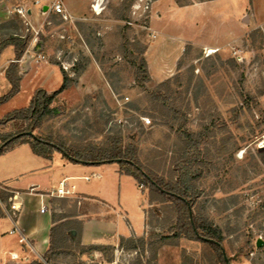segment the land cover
I'll list each match as a JSON object with an SVG mask.
<instances>
[{
	"label": "rangeland",
	"instance_id": "1",
	"mask_svg": "<svg viewBox=\"0 0 264 264\" xmlns=\"http://www.w3.org/2000/svg\"><path fill=\"white\" fill-rule=\"evenodd\" d=\"M37 1L0 0V48L8 42L26 47L34 34L27 10L37 5L40 51L67 76L33 134L69 149L116 148L163 183L180 179L193 186L199 193L191 213L220 232L230 264H264V0H103L100 6L87 0L89 10L72 20L50 9L54 0H40L47 10ZM146 56L152 77L140 83L134 73ZM90 58L111 90L80 85L77 77ZM53 82L47 93L59 88ZM155 89L159 94L151 93ZM24 95L1 105L0 113L24 105ZM9 121L0 123L1 135L33 120ZM23 154L22 147L13 149L0 162ZM137 182L149 203L145 232L128 238H136L134 248L124 242L118 264H223L220 249L176 227L170 200ZM61 205L71 210L73 204ZM81 251L66 241L48 264H84ZM112 253L105 249L104 255Z\"/></svg>",
	"mask_w": 264,
	"mask_h": 264
},
{
	"label": "crops",
	"instance_id": "2",
	"mask_svg": "<svg viewBox=\"0 0 264 264\" xmlns=\"http://www.w3.org/2000/svg\"><path fill=\"white\" fill-rule=\"evenodd\" d=\"M86 1L73 0L72 3L71 0H61L63 5L70 9L68 14L71 20L83 17L89 10ZM40 2L38 0L36 3ZM40 5L43 8L49 4L41 2ZM73 6L76 9H73ZM92 8L94 10V5ZM38 13L37 5L27 10L29 25L33 28L34 34L16 61L20 77L19 90L7 101L0 103V106L16 99L22 93L25 94L26 103L1 112L0 119L12 110L27 106L35 89L43 88L50 91L46 87L50 80L58 87L62 83L60 67L57 63L47 60L46 55L40 51L41 42L38 34L42 29L40 23L43 16H39ZM40 13L46 14L43 11ZM14 57L13 43L8 42L0 48V97L11 87L5 71ZM145 59L146 62L149 60L147 56ZM147 69L151 79L149 61ZM77 79L84 87H97L103 84L111 90L93 58L88 59ZM26 83L28 88L26 87L27 91L23 92ZM9 122L11 121H7ZM21 147L24 149L22 156L17 157L12 163L0 162V184L6 188L0 189V264L25 262L33 258L48 264L45 254L51 246L50 229L63 223L69 226L68 232L71 236H77L82 246H113L110 258L99 250L79 252V259L84 264H118V253L122 248L119 246L120 238L138 237L145 232V211L149 203L136 179L120 172L116 163H75L59 152L37 153L31 142L26 139L5 148L0 152V157ZM60 182L70 190L67 195L57 196L54 193ZM10 198L19 206L13 216L10 214L13 204ZM59 202H71L73 205L68 206L71 210L65 209L62 205L58 207ZM41 204L46 206L44 213L39 212ZM56 213L59 216H56Z\"/></svg>",
	"mask_w": 264,
	"mask_h": 264
},
{
	"label": "trees",
	"instance_id": "3",
	"mask_svg": "<svg viewBox=\"0 0 264 264\" xmlns=\"http://www.w3.org/2000/svg\"><path fill=\"white\" fill-rule=\"evenodd\" d=\"M15 57L14 60L10 62V65L5 71V76L10 82L9 91L0 97V103L8 100L19 90V80L20 77L17 76L16 61L21 57L24 46L15 44ZM145 49V48H144ZM142 65L138 68V71L134 73L135 78L138 79L140 83L149 81L150 75L147 69L146 60L144 57L141 58ZM67 85V76L62 72V83L58 89L47 93L43 88H37L30 100L28 107L26 109H15L9 112L4 116L3 119H0V123L9 121L16 117H22L25 119H32L27 128L8 135L0 134V152L11 144L23 139L24 137H30L32 148L35 152L40 154H47L50 150L54 149L58 151L63 157L67 158L71 162L83 163V164H106V163H116L119 167V171L128 175H131L137 181L143 182L149 186L151 192L157 194L161 197V201L170 200L172 204L175 205V208L178 211V220L179 224L176 227L182 229L184 235L192 239H201L208 241L212 246L217 249L222 248L221 246V237L220 232L217 229H212L211 231L198 224L194 215L191 213V206H193L196 197L198 196L199 191L193 186L185 185L183 181L176 180L174 183H163L158 177L153 175L150 172L145 171L140 164H138L131 155L122 153L119 149L112 148L108 150H87L82 151L78 149H69L51 139H43L34 134H29L32 132L33 128L36 126L37 121L40 117L47 111L49 103L53 98L62 91ZM159 89L151 91L153 95L159 94ZM33 133V132H32ZM187 136H190L188 133ZM176 164V163H175ZM124 167V169L122 168ZM154 200V198L150 197ZM69 226L66 223L61 225H54L50 229V238L51 246L47 250L45 256L46 261H48V254L53 251L55 248H63L66 241L72 240L81 246L83 251L85 250H99L105 254V249H113V246H82L79 243L77 236H71L68 232ZM136 238H120L119 246L124 247V242L127 241L129 245L127 247L134 248L136 244L133 242ZM138 239V238H137ZM48 253V254H47ZM222 256V252H221ZM223 264H228L224 261L223 256L221 257ZM229 261V260H228ZM230 264V262H229Z\"/></svg>",
	"mask_w": 264,
	"mask_h": 264
},
{
	"label": "built area",
	"instance_id": "4",
	"mask_svg": "<svg viewBox=\"0 0 264 264\" xmlns=\"http://www.w3.org/2000/svg\"><path fill=\"white\" fill-rule=\"evenodd\" d=\"M50 9H52L55 13L61 15L63 18H67L69 17V14L67 12V10L65 9L63 3L61 2V0H54L50 5H49ZM23 9H18V12H22ZM0 189L2 190H6L5 186L3 184H0ZM33 187L30 188V190H32ZM55 194L57 196H63V195H67L70 190L65 188L63 183L60 182V185L59 187H57L55 190H54ZM51 193V192H50ZM10 201L13 202L11 208H10V214L13 216L15 215L16 211H18V204H16V202L13 201V199L10 198ZM46 210V206L44 204H41L40 207H39V212L41 213H44Z\"/></svg>",
	"mask_w": 264,
	"mask_h": 264
},
{
	"label": "water",
	"instance_id": "5",
	"mask_svg": "<svg viewBox=\"0 0 264 264\" xmlns=\"http://www.w3.org/2000/svg\"><path fill=\"white\" fill-rule=\"evenodd\" d=\"M102 1L103 0H95V3H98L99 4V6L101 5V3H102ZM48 9V6L47 5H44L43 6V10H47ZM29 134H33L32 132H28ZM263 241L260 239V238H258L257 240H256V245L257 246H260V244L262 243ZM221 252H222V256H223V259H224V261L226 262V263H228L229 264V261H228V258H227V256H226V254H225V251H224V249L223 248H221Z\"/></svg>",
	"mask_w": 264,
	"mask_h": 264
},
{
	"label": "bare ground",
	"instance_id": "6",
	"mask_svg": "<svg viewBox=\"0 0 264 264\" xmlns=\"http://www.w3.org/2000/svg\"><path fill=\"white\" fill-rule=\"evenodd\" d=\"M214 50L212 48L209 49V53L213 52Z\"/></svg>",
	"mask_w": 264,
	"mask_h": 264
}]
</instances>
